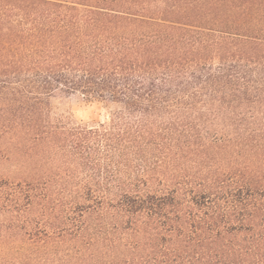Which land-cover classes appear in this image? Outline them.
I'll use <instances>...</instances> for the list:
<instances>
[{
  "label": "trees",
  "instance_id": "16d2710c",
  "mask_svg": "<svg viewBox=\"0 0 264 264\" xmlns=\"http://www.w3.org/2000/svg\"><path fill=\"white\" fill-rule=\"evenodd\" d=\"M0 264H264V0H0Z\"/></svg>",
  "mask_w": 264,
  "mask_h": 264
},
{
  "label": "rangeland",
  "instance_id": "374dc122",
  "mask_svg": "<svg viewBox=\"0 0 264 264\" xmlns=\"http://www.w3.org/2000/svg\"><path fill=\"white\" fill-rule=\"evenodd\" d=\"M53 112L58 115L70 114L78 121L89 122L99 115L103 119L106 110L101 109L96 104L84 103L78 95H58L51 101Z\"/></svg>",
  "mask_w": 264,
  "mask_h": 264
}]
</instances>
